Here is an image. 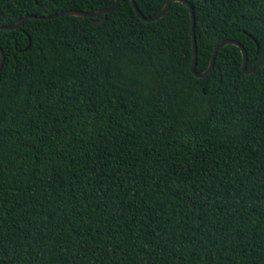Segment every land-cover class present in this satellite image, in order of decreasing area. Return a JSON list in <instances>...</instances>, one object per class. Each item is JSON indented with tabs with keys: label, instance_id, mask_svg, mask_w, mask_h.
Segmentation results:
<instances>
[{
	"label": "trees",
	"instance_id": "16d2710c",
	"mask_svg": "<svg viewBox=\"0 0 264 264\" xmlns=\"http://www.w3.org/2000/svg\"><path fill=\"white\" fill-rule=\"evenodd\" d=\"M186 1L198 73L226 40L264 57V0ZM115 2L0 0V26ZM0 47V264H264V63L229 45L196 77L179 2L27 19Z\"/></svg>",
	"mask_w": 264,
	"mask_h": 264
},
{
	"label": "water",
	"instance_id": "95a60500",
	"mask_svg": "<svg viewBox=\"0 0 264 264\" xmlns=\"http://www.w3.org/2000/svg\"><path fill=\"white\" fill-rule=\"evenodd\" d=\"M121 1L122 0H116L114 6L108 8V9L97 11V12H83V11L71 10V11H65V12H61L59 14H55V15H51V16L32 15V16H29L28 18L22 20L20 23H18L15 26H0V30H5V31L16 30V29L22 27L24 22L27 19L49 20V19H55L57 17H62V16H75V17H81V18H86V17H88V18H96V17L102 16V15H106V14H109V13L115 11L120 6ZM131 2H132V5H133L134 9L136 10L138 16L142 20H144L145 22H155V21L163 18L167 14V12L170 10L171 5L173 3H176V2L183 3L190 9L191 16H192V23H193V40H194V53H193V61H192L191 69H192V73L198 78H205L207 75H209L213 71V69L215 67L216 57H217V54H218L219 50L221 48L229 46V45L237 46L238 48L241 49L242 54H243V65H242V68H243V71H244L245 74H252L262 63H264V57H263L252 68H248V54H247V51L244 48V46L241 43L237 42V41L226 40L222 44L218 45L215 48L209 68L204 73H198L197 72L198 49H197L196 36H195L196 16H195V11H194L193 7L191 6V4L189 2H187L186 0H169L168 3L166 4V6L164 7V9L162 10V12L159 15H157V16H155L153 18H147L140 11V9L138 8L135 0H131ZM105 21H106V17H103L99 21H94L93 24L95 26H99V25H102ZM0 54H1V62H0V73H1V71L3 69V66H4V63H5V54H4V51H3V49L1 47H0Z\"/></svg>",
	"mask_w": 264,
	"mask_h": 264
}]
</instances>
